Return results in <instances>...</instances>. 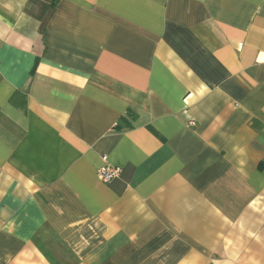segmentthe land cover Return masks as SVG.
I'll use <instances>...</instances> for the list:
<instances>
[{
  "label": "crops",
  "instance_id": "crops-1",
  "mask_svg": "<svg viewBox=\"0 0 264 264\" xmlns=\"http://www.w3.org/2000/svg\"><path fill=\"white\" fill-rule=\"evenodd\" d=\"M0 264H264V0H0Z\"/></svg>",
  "mask_w": 264,
  "mask_h": 264
},
{
  "label": "built area",
  "instance_id": "built-area-1",
  "mask_svg": "<svg viewBox=\"0 0 264 264\" xmlns=\"http://www.w3.org/2000/svg\"><path fill=\"white\" fill-rule=\"evenodd\" d=\"M103 164L98 168L97 174L100 180L104 183H110L115 179H118L122 174V169L114 166H110L108 158L106 156L102 157Z\"/></svg>",
  "mask_w": 264,
  "mask_h": 264
},
{
  "label": "trees",
  "instance_id": "trees-1",
  "mask_svg": "<svg viewBox=\"0 0 264 264\" xmlns=\"http://www.w3.org/2000/svg\"><path fill=\"white\" fill-rule=\"evenodd\" d=\"M128 127H130V125H129ZM118 128H122L121 125H119V126L117 127V129H118Z\"/></svg>",
  "mask_w": 264,
  "mask_h": 264
}]
</instances>
